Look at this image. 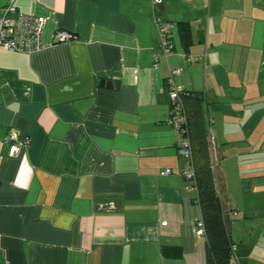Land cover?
<instances>
[{
	"label": "crops",
	"instance_id": "crops-1",
	"mask_svg": "<svg viewBox=\"0 0 264 264\" xmlns=\"http://www.w3.org/2000/svg\"><path fill=\"white\" fill-rule=\"evenodd\" d=\"M15 4L46 26L41 51L0 50V264H206L168 124L178 68L206 101L230 264H264V0H163L157 16L191 39L177 27L167 58L150 0ZM10 132L29 140L17 157Z\"/></svg>",
	"mask_w": 264,
	"mask_h": 264
},
{
	"label": "built area",
	"instance_id": "built-area-1",
	"mask_svg": "<svg viewBox=\"0 0 264 264\" xmlns=\"http://www.w3.org/2000/svg\"><path fill=\"white\" fill-rule=\"evenodd\" d=\"M163 3V0H150L152 19L160 39V49L164 58H167L173 51V45L170 42L171 33L176 29L174 23L164 21L156 14V8ZM46 20L31 14H24L17 9L15 0H7L6 4L0 6V50L12 53L33 54L44 48L42 41ZM54 42L63 44L74 40L71 33L56 31L54 33ZM187 62H193L195 57L184 55ZM158 56L154 55V68L157 67ZM182 69L170 71L168 83V100L170 104L168 124L172 127L175 135L176 153L179 157L189 160V164L184 168L181 175L187 182L189 189L196 190V175L192 163V147L188 133V122L186 109L182 100L185 93L181 85L173 82L174 77L179 76ZM209 124V123H208ZM209 130V129H208ZM8 148L10 157H17L20 152L28 149L29 140L24 138L20 140L15 132H10L1 142ZM209 145L211 152V168L214 171L215 161L212 159L214 153V143L209 135ZM170 174V170L165 169L160 172V176ZM166 226V222L161 223ZM194 234L197 238H205V229L203 221L200 219L195 223Z\"/></svg>",
	"mask_w": 264,
	"mask_h": 264
},
{
	"label": "trees",
	"instance_id": "trees-1",
	"mask_svg": "<svg viewBox=\"0 0 264 264\" xmlns=\"http://www.w3.org/2000/svg\"><path fill=\"white\" fill-rule=\"evenodd\" d=\"M177 27L183 44L187 46L191 43L187 24L181 23ZM182 100L187 114L192 163L196 175V201L205 229L206 264H230L232 245L225 231L221 202L211 168L206 101L199 92H185Z\"/></svg>",
	"mask_w": 264,
	"mask_h": 264
},
{
	"label": "water",
	"instance_id": "water-1",
	"mask_svg": "<svg viewBox=\"0 0 264 264\" xmlns=\"http://www.w3.org/2000/svg\"><path fill=\"white\" fill-rule=\"evenodd\" d=\"M101 85L106 86V87H113L116 86V84H112V82H106V81H102Z\"/></svg>",
	"mask_w": 264,
	"mask_h": 264
}]
</instances>
